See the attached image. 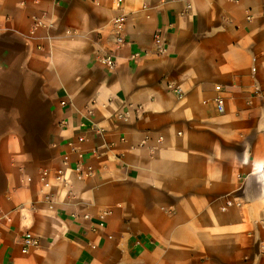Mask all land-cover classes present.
I'll list each match as a JSON object with an SVG mask.
<instances>
[{
	"label": "crops",
	"instance_id": "1",
	"mask_svg": "<svg viewBox=\"0 0 264 264\" xmlns=\"http://www.w3.org/2000/svg\"><path fill=\"white\" fill-rule=\"evenodd\" d=\"M262 169L264 0H0V264H264Z\"/></svg>",
	"mask_w": 264,
	"mask_h": 264
},
{
	"label": "built area",
	"instance_id": "2",
	"mask_svg": "<svg viewBox=\"0 0 264 264\" xmlns=\"http://www.w3.org/2000/svg\"><path fill=\"white\" fill-rule=\"evenodd\" d=\"M125 20H126V17L125 15L123 14H119V15H116L114 18H113V27H114V35H115V39L117 41V46H119L120 43L123 42V36H122V31H123V28H124V24H125ZM39 23H36V25H38ZM156 41H159V38L158 36L156 37ZM99 61L100 63L105 66L108 70H113L115 68V59L113 57L112 54L108 53V54H104V55H101L99 57ZM215 89L219 90L220 89V86L219 85H216L215 86ZM174 91L178 94L181 93V90L179 88H175ZM214 102H215V105H216V108L219 112H223V99L221 96H216L214 98ZM262 171H264V169H262ZM47 173V169H42L41 170V173H40V179L41 180H44L45 179V174ZM264 177V176H262ZM231 204V201H227L225 203L224 206L221 207V209H225L227 206H229ZM39 243V239L33 235L31 232L29 231H26L24 232V234L22 235V238H21V252L22 253H26L30 248L32 247H35L36 245H38Z\"/></svg>",
	"mask_w": 264,
	"mask_h": 264
},
{
	"label": "bare ground",
	"instance_id": "3",
	"mask_svg": "<svg viewBox=\"0 0 264 264\" xmlns=\"http://www.w3.org/2000/svg\"><path fill=\"white\" fill-rule=\"evenodd\" d=\"M262 176H264V171H262ZM262 184H264V177H262Z\"/></svg>",
	"mask_w": 264,
	"mask_h": 264
}]
</instances>
